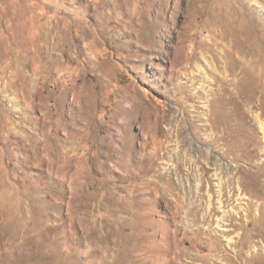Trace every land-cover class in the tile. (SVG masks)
Masks as SVG:
<instances>
[{
	"label": "rangeland",
	"instance_id": "374dc122",
	"mask_svg": "<svg viewBox=\"0 0 264 264\" xmlns=\"http://www.w3.org/2000/svg\"><path fill=\"white\" fill-rule=\"evenodd\" d=\"M0 264H264V0H0Z\"/></svg>",
	"mask_w": 264,
	"mask_h": 264
}]
</instances>
